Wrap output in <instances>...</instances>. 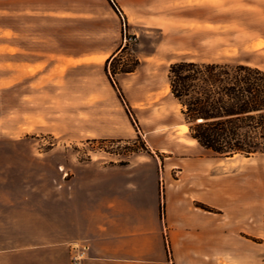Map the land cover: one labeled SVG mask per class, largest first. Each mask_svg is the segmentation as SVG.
I'll use <instances>...</instances> for the list:
<instances>
[{
    "label": "rangeland",
    "instance_id": "rangeland-1",
    "mask_svg": "<svg viewBox=\"0 0 264 264\" xmlns=\"http://www.w3.org/2000/svg\"><path fill=\"white\" fill-rule=\"evenodd\" d=\"M6 1L0 0V250H10L5 223L12 207L20 222L31 211L50 215L54 227L60 194L89 165L155 160L164 180L189 176L201 186L209 175L211 204L195 207L210 213L212 227L226 225V264H264V154L218 157L190 137L168 77L181 54L161 44V24L149 13L155 1L61 0L77 14L61 21L11 14ZM255 11L242 35H211L193 57L264 70V8ZM192 161L210 172L183 171ZM40 234L20 228L18 238Z\"/></svg>",
    "mask_w": 264,
    "mask_h": 264
},
{
    "label": "crops",
    "instance_id": "crops-1",
    "mask_svg": "<svg viewBox=\"0 0 264 264\" xmlns=\"http://www.w3.org/2000/svg\"><path fill=\"white\" fill-rule=\"evenodd\" d=\"M154 1L150 17L161 24L156 28L163 31V48L169 45L181 54L176 62L249 64L200 60L193 54L209 44L211 35H242V25L254 22L255 9L264 8V0ZM6 2H11V14L24 13L28 18L38 14L61 21L77 16L61 0ZM18 2L21 6L14 7ZM181 167L210 172L200 161ZM159 168L155 160L89 165L73 179L71 191L60 194L54 227L50 215L40 217L31 211L20 222L12 207L10 224L5 223L12 232L10 250H0V264H72L75 247L87 249L82 264H226V225L212 227L210 213L195 207V202L211 204L210 176L203 177L199 186L189 176L169 175L164 180ZM20 228L42 234L19 240Z\"/></svg>",
    "mask_w": 264,
    "mask_h": 264
},
{
    "label": "trees",
    "instance_id": "trees-1",
    "mask_svg": "<svg viewBox=\"0 0 264 264\" xmlns=\"http://www.w3.org/2000/svg\"><path fill=\"white\" fill-rule=\"evenodd\" d=\"M168 77L190 137L202 149L224 158L264 154L263 69L180 61L171 64Z\"/></svg>",
    "mask_w": 264,
    "mask_h": 264
},
{
    "label": "built area",
    "instance_id": "built-area-1",
    "mask_svg": "<svg viewBox=\"0 0 264 264\" xmlns=\"http://www.w3.org/2000/svg\"><path fill=\"white\" fill-rule=\"evenodd\" d=\"M74 250L76 252L72 257V264H82V262L86 258L87 249L85 247H75Z\"/></svg>",
    "mask_w": 264,
    "mask_h": 264
},
{
    "label": "bare ground",
    "instance_id": "bare-ground-1",
    "mask_svg": "<svg viewBox=\"0 0 264 264\" xmlns=\"http://www.w3.org/2000/svg\"><path fill=\"white\" fill-rule=\"evenodd\" d=\"M102 59V58H101ZM195 141V140H194ZM196 142V141H195Z\"/></svg>",
    "mask_w": 264,
    "mask_h": 264
}]
</instances>
